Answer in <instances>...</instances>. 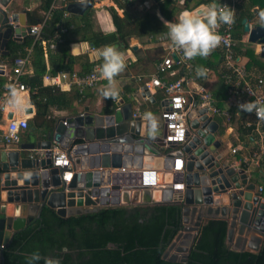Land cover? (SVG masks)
<instances>
[{
  "label": "water",
  "instance_id": "95a60500",
  "mask_svg": "<svg viewBox=\"0 0 264 264\" xmlns=\"http://www.w3.org/2000/svg\"><path fill=\"white\" fill-rule=\"evenodd\" d=\"M11 1L0 0V56L8 53L9 42H21L29 32L24 16L11 14ZM92 3V0L70 3L65 10L73 15H83ZM242 24L248 41L260 45L259 55L264 58V28L249 27L246 19ZM141 96L147 97L152 104L155 102L147 91ZM196 105L195 102L194 107ZM131 111V103L122 99L111 113H92L84 107L82 112L57 119L44 136H31L33 140L19 144L15 152L0 153V264L3 262V250L14 234L34 218L38 219L44 207L54 210L60 217L99 209L90 198V188L97 183L93 181L91 171L84 170L98 166L137 168L144 160L160 157L162 138L165 137L160 117L153 113L157 118V129L150 134L143 115L131 119ZM24 113L30 114L32 109L25 108ZM11 117L10 113L8 119ZM188 118L191 120L190 129L184 143H178L177 151L167 154V158H181L183 166L182 172L174 175L172 185L165 187L168 193L162 192L156 198L155 190L145 186L131 192L123 191L119 199L110 203L102 201V207L181 203V231L162 255L169 262L186 261L200 227L204 221L211 219L228 221L226 242L232 249L258 251L264 243V199L259 186L249 182L243 168L233 165L232 154H221L227 144L217 138L219 125L205 115L204 109L191 110ZM114 136L117 137L114 141L118 143L112 146L98 148L94 144L85 146L81 143ZM52 143L72 150L75 155L73 168L77 173L67 185L61 181L60 168L46 170L50 165L48 149ZM32 150H45L44 158L29 159L28 152ZM98 151L103 153L101 157L89 156ZM108 151L113 154H107ZM169 164L173 167L175 162L170 161ZM29 175L31 178H28ZM175 184L179 187L176 188ZM7 209L11 214H7Z\"/></svg>",
  "mask_w": 264,
  "mask_h": 264
},
{
  "label": "trees",
  "instance_id": "16d2710c",
  "mask_svg": "<svg viewBox=\"0 0 264 264\" xmlns=\"http://www.w3.org/2000/svg\"><path fill=\"white\" fill-rule=\"evenodd\" d=\"M122 1L129 7L133 6V0ZM157 1L160 2V14L164 20H168L166 11L173 2L171 0ZM254 1L244 2L243 0V3L236 6L237 15H235L233 30L235 41L240 39L241 22L244 18H248ZM259 1L261 0H257L258 3ZM51 2L52 0H42L40 9L48 12ZM185 5L182 6L183 9L187 7L186 2ZM63 11L64 8H53L43 23L40 36L46 43L53 41L59 34L57 26L64 21ZM108 11L115 28L112 34L103 35L100 32L88 31L90 25L85 20L81 39L93 49L116 44L120 51H124L128 48L131 38L150 37L153 40L167 32L164 22L153 11H143L138 19H135L127 10H124L123 17L118 16L113 8H109ZM72 17L67 19L65 24L73 22ZM87 18L88 16L85 17ZM40 20L41 17L33 22V25L38 24ZM59 36L62 41L57 45V51L54 53L38 43H33V38L28 36L20 44L11 42L7 46L11 63L18 57H24L26 50L32 48L29 55L32 75L22 77L20 81L30 88L29 99L35 108V116L29 126L33 132L39 134L53 128L55 118L51 114L52 108L70 109L74 102H81V96L76 89L66 93L56 88L43 86V75L46 73L56 75L60 71L72 72L76 65L80 66L78 74H85L92 69L95 62L102 63L101 59L93 61L87 54L71 55L68 49L71 39L68 34L63 33ZM213 53L215 58L222 57L221 51L217 53L214 50ZM44 54L47 56V63ZM208 65L210 69H215V61ZM182 72L180 70V75ZM6 82V79L0 78V86H4ZM125 90L127 93L131 92L130 88ZM1 94L0 91V98ZM214 95L218 99L222 97L219 94ZM161 98L160 92L154 96L155 101ZM108 103L111 104L110 100ZM109 104L104 113L113 111L109 108ZM243 122L239 127L240 135L247 134L252 128L244 127ZM182 207L181 203L101 207L95 212L65 217H60L54 210L44 207L38 219L28 223L24 229L14 234L11 242L3 250L1 264H27V258L37 251L42 257L37 264H44L43 258L59 259L60 264H264V243L256 252L237 251L227 244L228 221L224 219L203 222L187 253L185 262L164 260L163 253L181 231Z\"/></svg>",
  "mask_w": 264,
  "mask_h": 264
},
{
  "label": "built area",
  "instance_id": "2783aa9c",
  "mask_svg": "<svg viewBox=\"0 0 264 264\" xmlns=\"http://www.w3.org/2000/svg\"><path fill=\"white\" fill-rule=\"evenodd\" d=\"M171 1L181 7L185 4V0ZM218 3L226 5L233 10L227 0H219ZM68 16H70L69 13L64 9L63 18L66 19ZM42 27L43 24L31 25L28 37L33 38V43H38L53 53L56 52L57 45L62 41L59 34L67 33L69 27L59 24L57 26L59 34L56 35L53 41L51 40L48 43L42 40L40 36ZM233 30L234 24L221 25L218 29L219 34L223 37V41L217 48L222 52L218 73L225 89L224 108L218 106L217 100L211 91L201 84L205 82L207 76L205 78L197 77L195 68L189 60L184 58L182 52L172 49L167 38V32L158 35L152 40L158 44L168 43L167 53L156 63L153 74L135 75L131 78L135 89L129 95V103H131L132 109L131 119L141 117L149 109L148 103H150L147 97H142L141 94L147 91L154 98L157 92L161 93L162 98L155 101L154 104L157 106V115L160 117V122L164 126L165 137L162 138L163 150L160 157L144 160L141 166L137 168L98 166L84 170L91 171L93 181L97 183V186L90 188V198L96 202L98 208L102 207L100 203L102 201L107 200L110 203L115 199H119L123 191L131 192L142 189L145 186L150 187L151 190L160 191L161 195L162 192L168 193L165 187L172 185L174 175L182 172L183 166L181 158H167V154L176 152L178 143H184L186 134L190 129L191 120L188 118V113L191 110L204 109L207 117L212 119L222 118L225 124H228L231 121L232 114H249L241 112L238 109L239 104L253 100L264 102V96L256 90V87L259 88L264 84V78H257L254 83L252 82L244 65L237 58ZM89 49L94 50L92 47H89ZM173 56H175V59ZM26 65L27 57H18L13 62L11 85L15 86L16 91L23 92L29 90L19 80L26 71ZM99 65L100 63L93 64L92 69L85 74H78L76 71H60L56 75L46 73L42 77V84L51 88H60L62 85L72 86L83 97V92L86 89H92L97 85L107 83L99 77ZM180 70L183 71L182 75L177 78V73H180ZM194 84L197 87L190 88ZM118 101L117 99H112L114 107L111 106L110 109L113 110ZM195 102L197 104L196 107H194ZM5 109L6 102L5 98L2 97L0 99V115L5 112ZM251 115L257 121L256 126H258V122L261 120L257 119L255 113H251ZM243 125L250 127L251 123L244 121ZM27 128L28 119L26 117L16 118L12 115L10 119L6 120L5 125L0 128V143L4 146L18 145L20 134L26 131ZM115 138L117 137L93 140V142L82 141L81 143L85 146L94 144L100 148L103 145L112 146L118 143L114 141ZM237 151V148H232L230 152L233 155ZM48 152L50 155V165L46 167V170L53 167L60 168L62 170L61 181L64 185H67L70 183L73 175L77 173V170L73 168L75 155L72 150L62 149L56 143L51 144ZM102 154L101 151H98L96 154L89 156L101 157ZM107 154L112 155L113 152L108 151ZM120 154L124 155L123 152H120ZM260 154L264 156V148L261 149ZM44 156L45 150H32L28 152L29 159L36 160L44 158ZM170 161L175 162L173 167L169 164ZM174 186L178 188L179 184H175ZM259 192H262L261 188H259Z\"/></svg>",
  "mask_w": 264,
  "mask_h": 264
},
{
  "label": "crops",
  "instance_id": "0c3cea01",
  "mask_svg": "<svg viewBox=\"0 0 264 264\" xmlns=\"http://www.w3.org/2000/svg\"><path fill=\"white\" fill-rule=\"evenodd\" d=\"M73 1L78 2L82 0H52L49 11L44 12L40 9L42 0H12L9 6V10L11 14L17 13L18 15H23V21H25L27 27H30L31 25H33V22L38 20L40 17L41 22L38 21V24L42 25L48 18L50 11L53 8L65 9L68 4L74 3ZM245 1L246 0H244V2ZM92 2L93 3L91 8L86 11L83 15H73L68 12L70 16H68L66 19H64L62 16L64 21L61 24L65 27H69L67 31L68 37L71 39V42L68 45L69 53L73 56L87 54L89 58L95 61L100 59L98 56V52L102 50L104 46H101L94 50H88L90 45L81 39V31L84 29V24L87 21L90 25L88 31L100 32L103 35H109L114 33L115 28L108 11L109 8H113L116 11L117 15L120 17H123L124 10H127L128 13L132 14L135 19H138L143 11L149 10L153 11L156 16H158L163 22H175L182 11H191L198 6H201L202 4H208L212 2V0H185V2L187 3V7L185 9H183L176 3H171V5L168 6L166 11V13L168 14V20H164V18L160 14V2L157 0H143L142 2L133 0V6L130 7L126 2L122 0H117V2L115 0H92ZM227 2L235 11V15H237L236 6L243 3V0H227ZM117 3H119L120 5ZM252 4L253 6L250 7V13L248 18L246 17L244 19H246V22L249 24V27L261 26L258 22L257 13L260 10H264V0L259 1V3L257 2V0H255ZM71 16H73V22L65 24V21H68ZM86 16H88L87 19H85ZM239 33L240 39L235 41V52L237 54L238 60L241 64L244 65L252 82L254 83L257 78H264V58L259 55L260 45L248 41V34L244 32L243 24ZM22 41L12 43L20 44L22 43ZM75 45L77 46L74 47ZM168 47V43L158 44L152 41L150 37L142 39L131 38L129 40L128 48L122 51L125 54V62L127 67L119 76L116 77V90L118 91L119 95L115 99H122L125 103L129 102V95H131L135 89V85L131 81V78L135 75L153 74L155 71L156 63L164 57V55L167 53ZM31 50L32 48H28L26 50V54L24 56L27 57V65L25 68L26 71L20 78L32 75V68L29 65V55L31 54ZM215 51L217 53H220L221 50L219 48H216ZM7 52L8 53L6 55L0 56V78L7 80L4 86H0V91L2 93L1 98L4 97L6 102L5 112L0 115V128L5 125L6 120L8 119V115L10 113L16 118L26 117L28 119V128L26 131L20 134L19 144L27 143L33 140L30 139L31 136L36 135L42 137L46 134L47 131L42 134H39L38 132H33L30 129V122L35 116V108L33 105H31L29 99L30 88L23 83L29 90L23 92L16 91V96H12L9 85H11L13 79V63H11L10 60V52L8 50V47ZM44 59L47 63L46 54H44ZM220 59L221 56L215 58V54L212 52L211 55H209L207 58L197 57L196 59L191 60L190 63L193 65L194 68H196V66L198 65H203L209 70L205 82L201 84L204 85L207 89H209L213 95L219 94L222 96L220 99H218L214 95L217 100L218 106L224 108L225 89L219 78L218 73L219 65L221 62ZM212 60L215 61L214 70L210 69L211 67L208 65V63L213 62ZM74 71H80V66H74ZM176 77H180L179 72L177 73ZM105 85L106 83H102L93 87L92 89H86L83 92V97H81L80 99L81 102H74L70 109L56 110L55 108H52L51 114L55 118V121L60 118H66L68 116L75 115L79 111L82 112V109L84 107H88L89 111L92 113L100 112L101 114H105L104 110L105 108H107L109 100L111 102V104H109V108H111V106L113 105L112 98H105L102 95V89ZM197 85H191L190 88H195L197 87ZM125 88H130L131 92L127 93ZM56 89L66 93L75 90L74 87L66 85H62V87ZM256 90L258 93L264 96V84L261 85L259 88L256 87ZM148 106L149 109L147 110V112H150V109H152V106H155V104H152L150 102L148 103ZM29 107L32 109V113H24V109ZM233 115L234 116L228 124H225L222 118L214 119L218 123L220 130V133L217 135V138L227 144L225 150L221 154H231L230 151L232 148L238 149V151L232 155L233 157H231V162L237 168H243L247 172L249 182L258 185L259 188H261V197H263L264 199V156L260 154L261 149L264 148V121L258 122L259 125L256 126L257 121L252 117L251 114ZM242 121L250 122V127H252L245 135H240L239 132L240 123ZM19 144L4 146L0 143V153L2 151H5L6 153L15 152L16 150H18ZM7 214H11V211L8 209Z\"/></svg>",
  "mask_w": 264,
  "mask_h": 264
},
{
  "label": "clouds",
  "instance_id": "9594fccd",
  "mask_svg": "<svg viewBox=\"0 0 264 264\" xmlns=\"http://www.w3.org/2000/svg\"><path fill=\"white\" fill-rule=\"evenodd\" d=\"M258 22L264 26V10L257 13ZM167 38L173 50L182 52L186 60H194L197 57L207 58L220 46L223 37L218 29L221 25H232L235 23V11L226 5H221L218 0H212L208 4H202L195 10L182 11L175 22L165 21ZM75 45L74 47H76ZM73 47V48H74ZM102 63L98 66L99 77L107 83L102 89L105 98L115 99L119 93L116 90V77L127 67L125 54L115 44L106 45L98 52ZM195 74L199 78H205L208 69L203 65L195 68ZM11 94L16 96L14 85H9ZM251 94V93H250ZM238 109L243 113H255L258 120L264 121V102L253 100L241 103ZM143 119L147 121L150 134L157 129V118L152 112H145ZM28 178H31L30 175ZM67 251V249H63ZM42 259L40 253L33 252L27 258V264H37ZM44 264H60L59 259L43 258Z\"/></svg>",
  "mask_w": 264,
  "mask_h": 264
},
{
  "label": "rangeland",
  "instance_id": "374dc122",
  "mask_svg": "<svg viewBox=\"0 0 264 264\" xmlns=\"http://www.w3.org/2000/svg\"><path fill=\"white\" fill-rule=\"evenodd\" d=\"M153 108L150 109V112H153L155 114H158V110L156 109V105L155 106H152Z\"/></svg>",
  "mask_w": 264,
  "mask_h": 264
},
{
  "label": "bare ground",
  "instance_id": "6f19581e",
  "mask_svg": "<svg viewBox=\"0 0 264 264\" xmlns=\"http://www.w3.org/2000/svg\"><path fill=\"white\" fill-rule=\"evenodd\" d=\"M160 195H161V194H160L158 191H155V192H154V197L159 198Z\"/></svg>",
  "mask_w": 264,
  "mask_h": 264
},
{
  "label": "flooded vegetation",
  "instance_id": "af4514ba",
  "mask_svg": "<svg viewBox=\"0 0 264 264\" xmlns=\"http://www.w3.org/2000/svg\"><path fill=\"white\" fill-rule=\"evenodd\" d=\"M34 220H35V218H34L32 221H34ZM32 221H31V222H32ZM176 244H178V243H176Z\"/></svg>",
  "mask_w": 264,
  "mask_h": 264
}]
</instances>
